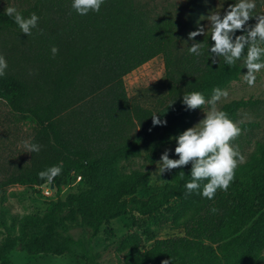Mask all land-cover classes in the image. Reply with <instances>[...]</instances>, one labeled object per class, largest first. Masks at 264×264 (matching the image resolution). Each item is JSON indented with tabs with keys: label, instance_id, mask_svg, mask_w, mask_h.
I'll use <instances>...</instances> for the list:
<instances>
[{
	"label": "trees",
	"instance_id": "trees-1",
	"mask_svg": "<svg viewBox=\"0 0 264 264\" xmlns=\"http://www.w3.org/2000/svg\"><path fill=\"white\" fill-rule=\"evenodd\" d=\"M190 2L187 14L183 5L159 9L148 0H104L99 12L85 16L76 14L71 0H35L20 12L28 17L63 9L66 26L59 25L64 36L52 45L58 52L38 56L30 77L10 68L0 44V55L10 62L0 76V100L34 125L42 148V159L33 167L1 176V200L5 202L10 187L42 186L47 181L38 173L53 165L62 167L49 183L58 193L71 178L80 179L84 187L50 201L42 213L24 217L17 234L0 242V264H12L16 249L32 257L63 256L76 246L84 249L87 264H99L89 252L92 242L106 224L130 213L147 219L143 233L152 243L147 245L139 234L126 236L118 245V264H264V140L235 169L229 188L218 189L211 200L200 190L187 193L190 163L173 169L147 198L139 197L151 176L133 167L134 161L149 149L153 163L160 148L196 119L200 108L186 111L182 94L198 91L208 98L213 88L227 89L244 70L242 62L229 66L222 56L213 64L207 51L213 42L205 17L209 10L223 14L233 0H226L223 9L215 0ZM3 13L0 7V37L22 34ZM254 13L264 14V0H256ZM255 23L254 18L248 22ZM200 26L205 34L189 39ZM194 42L202 43L199 56L189 54ZM161 58L170 99L154 113L132 102L126 79ZM85 104L92 111L77 120L74 106ZM244 105L234 101L221 110L237 122ZM153 114L166 120V126H153ZM162 217H170L184 235L157 239L152 227Z\"/></svg>",
	"mask_w": 264,
	"mask_h": 264
},
{
	"label": "rangeland",
	"instance_id": "rangeland-1",
	"mask_svg": "<svg viewBox=\"0 0 264 264\" xmlns=\"http://www.w3.org/2000/svg\"><path fill=\"white\" fill-rule=\"evenodd\" d=\"M148 1L150 5L159 9L170 4L174 8H179L180 5H183L182 10L186 14L189 11L191 3V0ZM215 1L217 4L220 2L222 7V0ZM34 2L35 0H0V7L5 10L7 6H12L18 12H24L28 11ZM221 7H218V9ZM212 11L217 10H209V14ZM40 13L38 25L29 36L24 33H3L0 37V44H3L4 52L10 58V68L22 72L29 77L31 74L36 73L38 56L51 53L53 43L61 41L59 38L64 36L63 32H61L63 30L62 26H59L65 25L66 21L63 9L56 12H49L47 9H44ZM10 62H8V66ZM246 72L247 69L244 68L239 79L233 81L225 89L229 93L227 98H222L217 104L220 110L225 105L234 101H242L245 104L240 109L237 120L241 133L234 140L230 141L246 157L245 162L254 150L256 143L264 140V69L256 74V82L251 87L243 80L242 74H246ZM126 85L132 102L144 109L156 113L169 103L170 87L162 58L129 75L126 79ZM74 108L78 109V112H75L77 120L88 116L92 111L86 107V104L75 105ZM203 118L204 113L199 109L192 126ZM140 128L139 126L138 130ZM37 135L38 131L33 124L13 113L6 103L0 100V178L6 175V172L31 168L35 165L37 159H42L40 155L42 151L41 147L39 152H29L24 147V141L39 145ZM175 146L176 141L173 139L167 145L161 147L153 163L150 162L152 153L149 149L143 152L141 158L134 161L133 167L149 171L151 176L149 186L141 189L139 192L140 198H147L156 189L163 186L166 178L172 174L173 170L160 174L156 161L160 159L161 154L166 149L174 151ZM170 158L175 159L178 157L170 154ZM49 187L52 188L51 196L45 195V191ZM83 187V182L78 178H71L60 193L49 182L38 187H10L6 192L5 202L1 200L3 194H0V242L10 233L17 234L21 220L27 215L42 213L50 201L59 198L65 199L68 194L77 192ZM146 226L147 219L135 213H130L127 216L111 221L103 227L100 235L92 242L89 252L94 254L99 264H118V245L126 236L139 234L143 236L147 245L152 243L148 241L147 236H144L143 230ZM152 231L157 239L174 238L184 235L183 230L176 228L170 217H162L159 225L152 227ZM84 254V249L77 246L74 247L72 253L63 256L39 255L32 257L16 249L11 255V263L87 264L88 262Z\"/></svg>",
	"mask_w": 264,
	"mask_h": 264
},
{
	"label": "clouds",
	"instance_id": "clouds-1",
	"mask_svg": "<svg viewBox=\"0 0 264 264\" xmlns=\"http://www.w3.org/2000/svg\"><path fill=\"white\" fill-rule=\"evenodd\" d=\"M103 3L104 0H71V7L76 14L85 16L90 12H99ZM218 7H221L220 2ZM255 8L256 0H233L223 10V14L221 11H212L205 17L209 21L208 31L211 33L210 39L213 42L207 49L209 59L215 64L216 58L222 56L229 66L237 61L242 62L243 68L247 69L246 74H242L243 80L250 87L256 82V74L264 69V14H255ZM3 14L13 20L21 33L28 36L38 25L39 17L35 12L25 17L15 7L7 6ZM253 18L256 23L248 24ZM237 31L242 34L236 35ZM202 34H205L204 26L190 32L189 39L195 41V37ZM201 44L194 42L188 49L189 54L201 55ZM57 52L58 48L53 46L52 55L54 56ZM7 67V60L0 55V76L5 74ZM228 95L227 90L219 87L213 88L208 98L198 91L182 94L181 104L184 109L191 111L200 108L204 118L177 135L174 151L166 149L156 161V166L158 172L163 174L190 163L191 179L184 185L188 194L194 190H200L199 194L202 197L213 199L218 189L226 191L229 188L234 179L235 169L246 160V157L230 143L240 135L241 128L217 106L218 102L222 98H227ZM151 117L153 126H166L167 121L162 120L157 114ZM24 147L29 152L40 150L38 144L28 141H24ZM170 154L178 158H170ZM61 171V166L53 165L39 172L38 176L51 183ZM202 182L205 183L201 189Z\"/></svg>",
	"mask_w": 264,
	"mask_h": 264
},
{
	"label": "built area",
	"instance_id": "built-area-1",
	"mask_svg": "<svg viewBox=\"0 0 264 264\" xmlns=\"http://www.w3.org/2000/svg\"><path fill=\"white\" fill-rule=\"evenodd\" d=\"M51 189H46V191H45V195H47V196H51Z\"/></svg>",
	"mask_w": 264,
	"mask_h": 264
}]
</instances>
